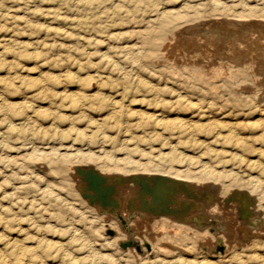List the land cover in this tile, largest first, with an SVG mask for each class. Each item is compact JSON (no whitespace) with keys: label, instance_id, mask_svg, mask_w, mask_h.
<instances>
[{"label":"rangeland","instance_id":"obj_1","mask_svg":"<svg viewBox=\"0 0 264 264\" xmlns=\"http://www.w3.org/2000/svg\"><path fill=\"white\" fill-rule=\"evenodd\" d=\"M263 24L264 0H0V264H177L145 247L148 214L77 194L76 166L117 159L126 174L210 169L205 183L227 190L218 175L238 174L257 233L221 230L225 243L181 258L264 264ZM134 238L142 253L119 247Z\"/></svg>","mask_w":264,"mask_h":264},{"label":"bare ground","instance_id":"obj_2","mask_svg":"<svg viewBox=\"0 0 264 264\" xmlns=\"http://www.w3.org/2000/svg\"><path fill=\"white\" fill-rule=\"evenodd\" d=\"M237 16V15H236ZM238 17V16H237ZM242 17V16H241ZM241 21V20H240ZM257 24V23H256ZM259 24V23H258ZM215 25V24H214ZM235 24H233L234 26ZM238 25V24H237ZM213 26V25H212ZM230 25V27L233 28H237L236 26L233 27ZM240 26V25H239ZM260 26V25H259ZM259 26H256L259 27ZM264 26V24L262 25ZM242 27V26H240ZM253 27V26H251ZM192 28V27H190ZM221 28V27H220ZM226 28H229V26ZM247 28V27H246ZM256 28L254 30H256ZM195 29V28H194ZM202 29V28H200ZM199 29V30H200ZM219 29V26L218 28L216 29V31ZM249 29V28H248ZM251 29V28H250ZM261 29V28H260ZM264 29V28H263ZM198 31V29H196ZM206 30V29H205ZM212 30V29H211ZM223 29H221L222 31ZM230 30V29H229ZM228 30V31H229ZM234 30H238V29H234ZM244 30V29H243ZM252 30V29H251ZM258 30V29H257ZM188 31V30H187ZM186 31V32H187ZM207 31V30H206ZM210 31V30H209ZM220 31V30H218ZM224 31H227L224 30ZM223 31V32H224ZM264 31V30H263ZM190 32V31H189ZM192 32V31H191ZM194 32V31H193ZM200 32H202L200 30ZM211 32V31H210ZM209 32V33H210ZM214 29H213V32L212 34H215L214 33ZM234 32V31H233ZM238 32V31H237ZM239 32H242V31H239ZM245 30L242 32L244 34ZM260 32V31H259ZM208 33V35H209ZM220 34V32H218ZM230 33V32H229ZM250 33V32H248ZM258 33V32H257ZM194 34V33H193ZM198 33H196L197 35ZM202 34V33H201ZM207 34V32L205 33ZM222 34V32H221ZM237 35V37L239 36L238 33H235ZM251 34H252V31H251ZM250 34V35H251ZM254 34V33H253ZM260 34V33H259ZM258 34V36H259ZM191 35V34H190ZM200 35V33L198 34ZM197 35V37H198ZM216 35V34H215ZM224 35V33H223ZM230 35V34H229ZM245 36L246 35H249V34H244ZM255 35V34H254ZM257 35V34H256ZM263 35H264V32H263ZM193 36V35H192ZM205 36V35H203ZM214 36V35H213ZM217 36V35H216ZM220 36V35H219ZM222 36V35H221ZM226 36V35H224ZM228 36V35H227ZM226 36V37H227ZM191 37V36H190ZM202 37V36H201ZM209 37V36H208ZM241 37V36H240ZM251 37V36H250ZM195 38V37H193ZM199 38V37H198ZM203 38V37H202ZM230 38V36H229ZM236 38V37H234ZM245 38V37H244ZM259 38V37H258ZM262 38V37H261ZM200 39V38H199ZM204 39V42H205V38ZM210 39V38H209ZM219 39V38H218ZM228 39V38H226ZM225 39V40H226ZM237 39V38H236ZM235 39V40H236ZM191 40V39H190ZM189 40V41H190ZM196 40V39H195ZM221 40V39H220ZM224 40V41H225ZM232 40V39H231ZM234 40V39H233ZM242 40V39H241ZM245 40H248L247 38H245ZM258 40V39H257ZM189 41H188V44H189ZM198 41V40H197ZM201 41V40H200ZM209 42H212V40H208ZM207 41V42H208ZM215 41V40H214ZM223 41V40H222ZM229 40H227L228 42ZM237 41V40H236ZM261 41V40H260ZM259 41V42H260ZM178 42V41H177ZM208 42V44H209ZM219 42V41H218ZM234 42V41H233ZM232 42V43H233ZM240 42V41H239ZM244 42V41H242ZM249 42V41H248ZM252 42V40H251ZM262 42V41H261ZM195 43V42H194ZM199 43H202V42H199ZM216 43V42H215ZM230 43V41H229ZM246 44V42H244ZM253 43V42H252ZM182 44V43H181ZM203 44V43H202ZM212 44H214V42H212ZM239 44H243V43H239ZM254 44V43H253ZM252 44V45H253ZM261 44V43H260ZM193 45V44H192ZM191 45V46H192ZM206 45V44H205ZM237 45V44H236ZM259 45V44H258ZM264 45V44H263ZM176 46V45H175ZM182 46V45H181ZM239 46V45H237ZM249 46V45H248ZM257 46V44H256ZM211 47V46H210ZM236 47V46H235ZM263 47V46H262ZM202 48V47H201ZM217 48V47H216ZM239 48V47H238ZM237 48V49H238ZM250 48V47H249ZM254 48V47H253ZM256 48V47H255ZM182 49V48H181ZM203 49V48H202ZM241 49V48H239ZM251 49V48H250ZM260 48L258 49H255L256 51L259 50ZM236 50V49H235ZM242 50H244L242 48ZM247 50V49H246ZM254 50V51H255ZM262 50V49H261ZM264 50V49H263ZM175 51V50H174ZM204 51V50H203ZM209 51V50H208ZM232 51V50H230ZM238 51V50H237ZM166 52V51H165ZM173 52V51H172ZM240 52V51H239ZM259 54H260V57H261V52L263 51H258ZM233 53V52H232ZM250 53H251V50H250ZM255 53V52H253ZM252 53V54H253ZM236 54V53H235ZM239 55L241 54L238 53ZM237 54V56H238ZM264 54V53H263ZM232 55V54H231ZM233 56V55H232ZM254 56V55H253ZM253 56H250L251 58ZM255 56H258V55H255ZM236 57V56H234ZM259 57V58H260ZM264 57V56H263ZM262 57V58H263ZM239 58V56L237 57ZM256 58V57H255ZM258 58V57H257ZM258 58V59H259ZM264 60V59H263ZM252 61V60H251ZM225 63V62H224ZM223 63V64H224ZM260 64V63H259ZM264 69V68H263ZM211 70V69H210ZM262 70V69H261ZM222 73H223V70H221ZM227 74V73H226ZM192 76V75H191ZM258 79V78H257ZM264 94V93H263ZM83 103V102H82ZM264 132V131H263ZM172 148V147H170ZM245 150H250L249 147H246ZM105 154V153H104ZM260 155V154H259ZM110 157V156H109ZM111 158V157H110ZM114 159V158H113ZM67 160V159H66ZM248 161V160H246ZM251 161V160H250ZM89 162V161H88ZM118 159L117 160H112L111 163L113 164H110L108 166L111 167L110 169L112 170H109V171H105L104 167L101 168V169H97L96 166L95 168H93L94 170L98 171L99 174L101 175H104V176H107L108 178V182L111 183L112 181L110 180L111 177L113 176H122L124 178H126V182L122 183V182H119V181H116L115 183V193H114V197L115 199L117 200V205L115 207H112V208H118L119 210H122V217L126 218L128 213H129V208L127 207V204L133 200V198L137 197L138 195L141 196V198H145L146 194L143 193L141 195V185L139 182L137 181H129V176L131 175H143V176H150V175H145V174H138V172L136 173H130V174H126V172H130L129 170H127L126 168L124 167H121L118 165ZM52 163V162H51ZM251 162H249L248 164L250 165ZM54 164V163H53ZM93 165V164H92ZM156 165V164H155ZM80 167H88V166H85V165H80ZM91 167V164L89 165ZM100 166V165H99ZM98 166V167H99ZM129 166V165H128ZM152 166V165H151ZM102 167V166H100ZM99 167V168H100ZM71 168V167H70ZM69 168V169H70ZM107 168V169H108ZM151 168V167H149ZM138 170H141L138 169ZM147 168L144 169V171H146ZM151 171H155V169H151ZM158 171V170H157ZM73 174L75 175V184H76V187H78V195L81 196V192L83 191L84 187H85V184L81 182V179L80 177H78L75 173V168L73 169ZM165 172L166 174H162V173H155L152 175H161V176H167L169 178H172V179H177V180H180V178L182 180L180 181H183V182H186L188 183V185L186 186V194L184 193H181L179 192L178 194L176 193L177 195V199L178 200H184V201H189L191 202V205H194V207H192V211L191 213L187 216V218L189 219L188 221H178L176 219H173L172 217H169V216H166V215H160V216H154L152 214H148V213H145V214H148V218L147 219V223H148V226L150 227L151 229V233H152V236L157 238L158 242L153 244L151 243L150 241H147L151 246L150 249L151 251L153 250V248H156L158 251H162V250H165L166 248L168 249H174L175 252L178 251V260H175V262L177 264H189L188 260L187 259H183L181 258V255H184L186 253H191L194 251V253L196 255H200V251H202L201 249V245L202 247L205 246V243L207 241H210L211 244L213 245V247L215 248L216 245H219L221 242L225 243V241H220L219 239L216 238V236H220L221 234V230H225L226 234H229V231H228V228H231V227H238L240 226L244 231H250L252 232V234H256L257 233V228H259V226L257 227L256 225L259 223V221L257 222L256 218H255V213H258V210H261L260 208L258 209L253 207L252 210L254 211L253 213L252 212H249L248 211V208L252 207L253 206V197H252V192L248 191L250 193V195H247L243 190H241V182H240V177L238 176V174L236 173H232V172H228V173H224V175H218V177H229L230 179H232L231 183L234 187H231V190H227L226 189V184H221L220 187H215L214 185H211V184H206L205 181H206V177L210 175V179H214V176H216L217 174H220V173H217V172H213L212 170L210 169H206L205 172H203L204 174H202L201 176V180H195L193 179L191 176H189L187 174V171L186 169L185 170H166V171H163ZM140 173V172H139ZM142 173V172H141ZM144 173V172H143ZM148 173V172H147ZM217 173V174H216ZM149 174V173H148ZM232 176V177H231ZM215 181V179H214ZM260 181V180H259ZM258 182L257 178H253L249 181V184H251L252 186L255 185V183ZM263 183V182H262ZM250 186V187H252ZM257 186V184L255 185ZM75 187V188H76ZM247 186L245 187H242V188H246ZM260 187V185L258 186V188ZM256 188V187H255ZM250 190V189H249ZM254 190V189H253ZM251 190V191H253ZM257 191V190H256ZM177 192V191H176ZM198 192H201L200 194ZM255 192V190H254ZM264 193V192H263ZM237 194H241V196L243 197H247L248 199L252 200V205H250L247 209H244L243 213H239V207H240V203L239 202H236V201H233L232 198L233 196L237 195ZM254 195V194H253ZM189 196H192V197H189ZM263 196V195H262ZM262 196H259L260 198ZM82 197V196H81ZM80 197V198H81ZM257 197V198H259ZM86 200V199H85ZM262 199H260L259 201H261ZM87 201V200H86ZM88 202V201H87ZM259 203V202H258ZM90 205V204H89ZM227 207H230L231 208V213H232V216L229 215V214H226V208ZM95 211H98L99 212V205H93V208ZM116 210L119 211V210ZM251 210V211H252ZM114 212V210H112ZM115 213V212H114ZM144 214V215H145ZM257 215V214H256ZM106 216V215H105ZM143 216V215H142ZM146 216V215H145ZM205 217L204 221L202 220V223L201 225H197L199 223V221H193L191 220L193 217ZM147 217V216H146ZM123 218V219H124ZM128 218V217H127ZM145 219V218H144ZM152 221V223H151ZM257 223V224H256ZM261 226V225H260ZM234 233L237 234L238 236V240H234L233 238V241L235 243H240L242 242V240L240 239V234L235 230ZM162 231H165V234L162 235L163 236H160L161 232ZM173 234L174 238L177 239L179 238L181 241H183L184 243H172L171 242V239L173 238L172 235H170L171 233ZM224 233V232H222ZM172 236V237H171ZM223 236V235H221ZM236 236V235H235ZM125 237V236H124ZM234 237V235H233ZM135 239V238H134ZM139 239V238H138ZM191 239L193 241H191ZM125 240V238L123 239ZM137 239H135L136 241ZM185 240H190V244H187V242H185ZM225 240V239H224ZM121 241V240H120ZM126 241H128L126 239ZM140 241V240H139ZM146 240H142V242H144ZM240 241V242H239ZM124 242V241H122ZM138 242V241H137ZM120 243V242H119ZM118 243V244H119ZM140 243V242H139ZM146 243V244H148ZM145 244V242H144ZM143 244V245H144ZM142 245V246H143ZM155 245V246H154ZM148 246V247H149ZM127 248H134V247H127ZM122 249V248H121ZM142 250L144 249V246L143 248H141ZM95 250V249H93ZM147 250V249H146ZM145 250V251H146ZM98 251V250H97ZM97 253V252H96ZM165 253V252H164ZM95 254V252H94ZM101 257V256H100ZM99 257V258H100ZM103 257V256H102ZM183 257V256H182ZM188 257V256H187ZM98 258V259H99ZM97 259V258H96ZM101 259V258H100ZM103 259V258H102ZM78 260V259H77ZM197 261V258H195V262ZM83 262V261H82ZM93 263V262H92ZM98 263V262H96ZM191 264V262H190ZM196 264H216L212 261H205V262H200V261H197Z\"/></svg>","mask_w":264,"mask_h":264},{"label":"water","instance_id":"obj_3","mask_svg":"<svg viewBox=\"0 0 264 264\" xmlns=\"http://www.w3.org/2000/svg\"><path fill=\"white\" fill-rule=\"evenodd\" d=\"M75 173L80 177L81 182L85 184L81 196L83 199H86L90 205H99V212L103 213L105 210H111L112 207H115L118 203L114 197L115 193V183L126 182V178L122 176H113L110 178L111 183L108 182V177L101 175L98 171L94 170L92 167H75ZM129 181H137L141 185L140 193L146 194L145 198L137 196L133 198L127 204L129 208V213H148L154 216L166 215L176 219L178 221H188L187 216L191 213L192 207L191 202L178 200L177 195L179 192L186 194V186L188 183L172 179L167 176L161 175H131L129 176ZM177 191V192H176ZM199 194L201 192H198ZM192 197V196H189ZM233 201L239 202V213H243L244 209H247L252 205V200L247 197L237 194L233 196ZM120 223L124 222L122 217L118 218ZM199 221L198 226L203 224L205 217H193L191 220ZM129 231L128 229H126ZM108 235H113L112 230L107 231ZM119 247L126 249L127 247H134L137 253H142L140 245L133 240H128L119 243ZM148 249V245H145Z\"/></svg>","mask_w":264,"mask_h":264}]
</instances>
